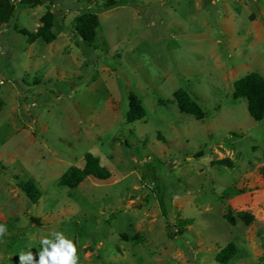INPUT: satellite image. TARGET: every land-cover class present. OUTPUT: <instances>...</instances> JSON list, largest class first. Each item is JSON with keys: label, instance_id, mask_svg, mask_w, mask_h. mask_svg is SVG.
<instances>
[{"label": "rangeland", "instance_id": "obj_1", "mask_svg": "<svg viewBox=\"0 0 264 264\" xmlns=\"http://www.w3.org/2000/svg\"><path fill=\"white\" fill-rule=\"evenodd\" d=\"M117 1L102 11L106 0H11L0 26V264H20L21 251L38 260L52 231L74 241L78 264H220L230 243L229 264H264V118L233 97L236 80L264 76V0ZM47 11L57 39L31 44L22 32ZM83 12L100 19L98 48L75 33ZM181 88L205 119L179 110ZM131 93L147 111L134 123ZM87 153L112 177L61 186ZM30 180L36 203L19 186Z\"/></svg>", "mask_w": 264, "mask_h": 264}, {"label": "trees", "instance_id": "obj_2", "mask_svg": "<svg viewBox=\"0 0 264 264\" xmlns=\"http://www.w3.org/2000/svg\"><path fill=\"white\" fill-rule=\"evenodd\" d=\"M45 0H19V3L26 7L35 8L43 5ZM118 4L117 0H106L102 6L103 10L114 8ZM101 11V10H100ZM15 15V5L11 0H0V26L9 24ZM75 33L83 39V41L93 47L98 48L97 38L101 28V22L96 13L83 12L76 17ZM41 25L33 33L22 32L28 36L29 42L32 44L37 39H42L46 43H52L57 39V34L54 31L55 14L47 11L40 18ZM233 97L238 100L245 98L248 101V111L250 116L260 121L264 118V76L258 72H251L234 83ZM175 101L181 112L194 115L198 120H203L206 117L204 109L201 105L183 88L178 89L174 94ZM2 100L0 99V107ZM147 111L142 100L135 93L130 94V110L127 114V121L134 123L143 119ZM229 159L221 160V164H230ZM94 177L98 180L105 181L112 177L110 169L102 164L99 156L93 153L85 155V163L82 167L72 166L60 179L61 186L76 189L87 178ZM22 191L29 199L36 203L43 195V192L38 189L33 180L19 183ZM240 217L250 225L256 220V215L252 211H244L240 213ZM225 218L232 224H236V218L227 214ZM185 222V221H184ZM183 234L184 230H180ZM239 256L238 247L234 243H230L219 251L216 260L220 264H229Z\"/></svg>", "mask_w": 264, "mask_h": 264}, {"label": "clouds", "instance_id": "obj_3", "mask_svg": "<svg viewBox=\"0 0 264 264\" xmlns=\"http://www.w3.org/2000/svg\"><path fill=\"white\" fill-rule=\"evenodd\" d=\"M7 226L0 223V242L7 236ZM77 246L72 239L63 232L52 231L50 236L40 240L39 259L33 254L21 251L19 253L20 264H78L79 257Z\"/></svg>", "mask_w": 264, "mask_h": 264}]
</instances>
